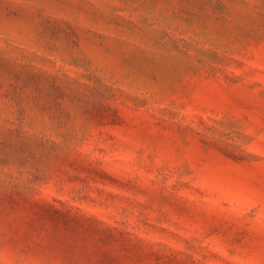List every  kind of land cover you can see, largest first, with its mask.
Masks as SVG:
<instances>
[{
  "label": "rangeland",
  "instance_id": "1",
  "mask_svg": "<svg viewBox=\"0 0 264 264\" xmlns=\"http://www.w3.org/2000/svg\"><path fill=\"white\" fill-rule=\"evenodd\" d=\"M0 264H264V0H0Z\"/></svg>",
  "mask_w": 264,
  "mask_h": 264
},
{
  "label": "trees",
  "instance_id": "2",
  "mask_svg": "<svg viewBox=\"0 0 264 264\" xmlns=\"http://www.w3.org/2000/svg\"><path fill=\"white\" fill-rule=\"evenodd\" d=\"M180 1H186V0H180ZM188 1V0H187ZM184 4H180L181 7H183Z\"/></svg>",
  "mask_w": 264,
  "mask_h": 264
}]
</instances>
